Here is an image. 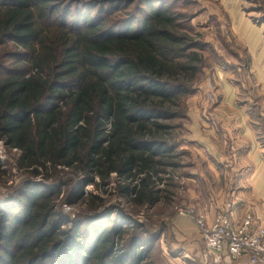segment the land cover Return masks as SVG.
Masks as SVG:
<instances>
[{"label": "trees", "instance_id": "trees-1", "mask_svg": "<svg viewBox=\"0 0 264 264\" xmlns=\"http://www.w3.org/2000/svg\"><path fill=\"white\" fill-rule=\"evenodd\" d=\"M55 2L78 8L71 25L67 13L53 21ZM122 9L129 17L118 21ZM186 18L163 0H0V48L12 41L24 51L0 79V140L20 152L18 168L47 181L67 169L82 197L88 186L106 192L116 175L134 205L156 206L163 175L180 167L176 121L205 61ZM59 192L28 185L13 204L0 197V264H144L151 256L138 225L62 229ZM87 195L90 210L104 202Z\"/></svg>", "mask_w": 264, "mask_h": 264}, {"label": "rangeland", "instance_id": "rangeland-1", "mask_svg": "<svg viewBox=\"0 0 264 264\" xmlns=\"http://www.w3.org/2000/svg\"><path fill=\"white\" fill-rule=\"evenodd\" d=\"M163 1L167 2L168 6L173 5L178 13L187 17L188 29L191 30V34L199 35V40L205 46L201 51L204 53L205 61L199 80L192 87L191 93L185 97L184 118L176 121L182 126L178 137L180 145L178 151L181 153L178 152L180 167L176 171L169 169V175H163L164 182L158 186L164 190L160 195L159 203L153 207L134 205L132 197L124 195L120 191L116 175L112 176V184L105 188L106 192L103 189L101 191L94 186H88L85 188L86 193L83 197L80 193L78 194L81 180L76 179L67 169L56 180L52 178L51 181H47L42 176L32 178L18 168L20 152L13 149L6 139L0 140V163L3 165V168L0 169V197L13 204V198L16 199L20 196L28 185H39L44 187V190H52V193L60 191L56 212L64 222L62 229H72L73 224H76L77 227L82 225L81 233L85 235V229L93 223L94 225L108 223V229L117 224L122 226L127 224L124 225L126 227L138 225V233L149 244L147 249L152 250L151 256L144 264H150V262L152 264H207L204 260L205 250L202 234L189 211H192L194 215L201 213L206 216L205 209L198 208L195 201L198 200V196L208 191L207 188L213 183V179L219 183H221L220 181L224 182V176L232 175L229 174L232 171L226 165L227 172L224 169L221 173L223 167L213 161L206 162L197 152L196 143L198 142L193 135L194 122L197 121L196 116L203 111L213 113L215 107L207 108L210 98H213L215 103L212 104L216 106L218 98L222 96L220 81L216 76L215 68L217 66L232 73L231 82L240 88L241 102L248 99L251 103L250 108L253 111L251 118L254 120L251 125L259 124L262 121L258 120L261 112L258 106H261L262 98H260L257 89L251 85L249 73L242 68L246 63L243 55L244 49L233 35V29L224 19L223 9L225 8L217 0ZM65 4V2H55L53 8L61 9L53 14L52 19L54 22H59L67 13L66 20L68 25H71L78 8H70ZM129 12L128 9H122L117 13L121 15L117 20L124 21L129 17ZM95 17L96 13L93 14L92 19ZM14 46L15 44L9 41L5 47H2L3 49L0 48L2 51L0 63H3L7 69L0 70V79L8 76L13 69L19 68L17 66L19 64L15 63L17 60L15 54L24 53V51ZM216 109L217 111H226L223 107L217 106ZM199 130V127L195 128V135ZM209 164L217 166L218 171L208 167ZM233 172L236 173V171ZM212 174L215 175V178L204 180L205 177H210ZM212 187L215 188L214 184ZM90 192L100 195L104 199V202L96 210H90L87 206V194ZM223 212L231 213L230 210L220 213ZM185 220H190L196 225V232L184 227L182 223H185ZM89 222L90 224H88ZM222 264H226V262L223 261Z\"/></svg>", "mask_w": 264, "mask_h": 264}, {"label": "crops", "instance_id": "crops-1", "mask_svg": "<svg viewBox=\"0 0 264 264\" xmlns=\"http://www.w3.org/2000/svg\"><path fill=\"white\" fill-rule=\"evenodd\" d=\"M217 1L225 8L224 19L244 49L246 63L242 68L247 70L251 85L262 98V104L258 106L261 110L258 120L262 121L251 125L254 121L251 118V103L248 99L241 102L240 88L231 82L232 73L217 66L215 70L222 96L218 98L216 106L212 104L215 103L213 98L208 100L207 108L215 107L213 113L203 111L196 116L193 135L198 142V151H195L206 162L213 161L223 167L221 173L224 169L227 172L226 168L229 166L232 171L229 174L232 175L224 176V182L220 181L221 183L213 179L208 191L198 196L195 204L198 208L205 209L209 224L215 221L217 213L230 210L236 226L241 225L245 216L251 214L256 223L264 227V0ZM217 106L226 111H217ZM196 127L200 130L195 135ZM208 167L218 171V167L213 164ZM212 177L215 178V175L205 177L204 180H212ZM213 184L215 188L212 187ZM185 221L182 223L184 227L196 232V225L190 220ZM225 262L251 264L246 256L234 261L226 259Z\"/></svg>", "mask_w": 264, "mask_h": 264}, {"label": "built area", "instance_id": "built-area-1", "mask_svg": "<svg viewBox=\"0 0 264 264\" xmlns=\"http://www.w3.org/2000/svg\"><path fill=\"white\" fill-rule=\"evenodd\" d=\"M189 214L202 234L207 264H222L226 259L245 256L251 264H264V227L256 225L252 215L236 226L228 212L219 213L212 225L204 214Z\"/></svg>", "mask_w": 264, "mask_h": 264}, {"label": "bare ground", "instance_id": "bare-ground-1", "mask_svg": "<svg viewBox=\"0 0 264 264\" xmlns=\"http://www.w3.org/2000/svg\"><path fill=\"white\" fill-rule=\"evenodd\" d=\"M230 215H231V213H230ZM231 217H232V215H231ZM245 219V218H244ZM255 220V219H254ZM244 221V220H243ZM243 223V222H242ZM255 223H256V221H255ZM256 225H258L257 223H256ZM258 226H261V225H258ZM263 227V226H262ZM225 261V260H224ZM234 261V260H233Z\"/></svg>", "mask_w": 264, "mask_h": 264}]
</instances>
